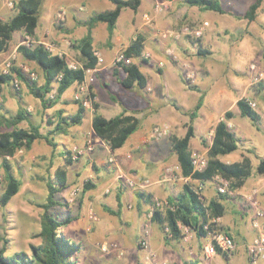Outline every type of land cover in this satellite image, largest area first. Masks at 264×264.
Wrapping results in <instances>:
<instances>
[{"label": "rangeland", "instance_id": "1", "mask_svg": "<svg viewBox=\"0 0 264 264\" xmlns=\"http://www.w3.org/2000/svg\"><path fill=\"white\" fill-rule=\"evenodd\" d=\"M17 1L0 0L1 21H8L14 16L16 13L14 4ZM81 1L83 0H43L39 7V19L35 35L31 38L34 43L44 42L52 46V54H62L72 64L78 61L73 55L75 50L71 45L73 41L67 43L68 41L65 42L63 40L64 37H67L63 23L69 19L70 15H73L74 21L78 23L80 20L79 13L70 8L75 6V8L79 9ZM154 1L166 2L167 9L162 13L154 15L152 8ZM252 1L219 0L225 13L218 14L212 11H203L196 6H189L185 0H148L150 8L145 15L152 16L153 26L156 23L159 24L157 29H154L155 32L166 28L177 31L182 30L184 27L196 28L201 23L207 22L208 26L202 37L198 40L203 48L210 51V54L206 57H197L192 47H190L189 41L191 39L189 40L183 35L175 39L166 40H158L155 37L157 40L151 42L157 43L164 54L160 53V51L153 53L152 49L145 44L144 47L146 46V48L143 49L141 56L135 58L140 63L141 67H139L141 70H145L147 79L150 81V91L148 93H152L153 95V99L149 103L144 117L139 119V125L136 130V136H138L140 133H143L144 129H148L146 133L147 142L143 146L147 152L145 157L143 156L145 159L144 163H146V170L144 171L148 174L157 165H162L164 168V171L159 175L151 174L149 177L141 176V178L149 179L152 182L151 186L156 187L159 191L152 199L163 204L160 209L165 207L164 202L168 198L165 196L164 188L169 189L170 193L168 194L171 195L170 197H174L176 196L175 193L182 189V185L185 182L181 177L176 156L170 149L169 137L171 135L180 137L184 134V124L187 122L188 117L183 112L192 110L201 94L203 97L202 102H204L201 112L204 114L205 120L196 126V128L194 126V137L191 139L190 150L193 153L206 155V146L211 143L214 126L218 119L223 116L225 113L223 109L226 108L232 114L234 112L232 118L238 128L237 134L234 133L237 138V149L228 155L219 157V159L221 158L220 160L225 163H232L240 160L242 155H246L250 158L253 166V174L250 178L254 180L264 179V174L259 175L255 173V167L259 160L264 159V80H254L256 72H264V55L262 52L264 42L261 38L264 37V1L255 21L248 23L243 18V15ZM9 3L12 6L7 5ZM112 8L113 5L109 1L96 2V0H92L85 13L88 11L91 16L94 13L108 11ZM129 15L130 10L128 8L122 10V15L118 18L115 25L116 33L120 32V29L126 25ZM162 22H166L167 24L161 25ZM74 37L77 39L79 36L74 35ZM27 39L24 30L13 32L10 49L7 52L0 53V69L6 62H9L11 67H16L22 71L23 69H27V72L23 71L26 78L30 80V74H33L36 76L33 80L37 85H41L43 77L40 69L35 65L31 67L28 61L24 60L14 48L26 42ZM166 50H170L175 54L177 60L166 56ZM62 51L67 53V55ZM144 52H149L151 58L145 59L143 56ZM159 60L165 61L163 68L157 66ZM76 66L78 67V65ZM158 69L162 70L161 74H158ZM190 74H192V77H188ZM233 78L243 82L244 85L241 90L234 88L230 81ZM188 86H195L198 91L189 90ZM221 87H225L228 92L229 98L227 100L229 104L216 109L207 102L209 97ZM120 88V86L115 85V95ZM164 88L167 89V92H165ZM51 94L53 93H48V102L45 106H51L55 100V98L51 97ZM29 98V103L38 101L32 96ZM240 99L254 102L256 104L254 110L262 113V119L260 118L257 123H253L248 117H243L239 113H236L238 112L236 101ZM12 102L16 104V101ZM173 104L180 107V111L176 110ZM100 105L102 113L105 114L108 108L104 105L103 100H100ZM118 109V107H115V111H118ZM162 126L168 128L167 134L159 138L154 137L152 134L153 130ZM229 129L232 131V124ZM62 135L64 134L55 136L54 141L58 148L53 156L54 165L61 167L63 166L64 156V151L61 147L64 146L62 144L64 138L60 137ZM66 137L65 141L72 142L70 143V149L66 150L69 153L72 147L80 146L85 140L93 138L92 135H87L83 142L74 143V138L71 134ZM125 146L128 147L129 144L127 143ZM36 150L39 151L38 146H36ZM24 153L25 150L23 151ZM84 156L80 157L77 161ZM19 169L20 172L17 175L13 169L14 176L21 183L29 182L30 191L27 189L17 199H12L8 207L11 209L15 208L17 211L23 207L24 211H19L15 216L9 215L6 209L2 211L5 226L16 227L18 229L16 233V245L18 249L25 248L24 236H26V233L32 244L40 243L39 238H33L39 232L38 230H40V215L42 210L38 205L45 202L47 182H54V172L51 168H42V170H39V173H33L32 170H25L23 167ZM166 170H168V173H166ZM164 172L168 175L169 184L163 182ZM72 173H70L66 187L55 194L54 198L57 204L50 212L59 219L66 218L67 216L73 219L71 224L64 227L60 232L65 238L80 247L79 252L75 255L77 264H92L90 258L91 252L98 256L96 260L97 264H191L194 262L197 264H250L246 260L247 241L244 237L231 235L236 241L237 248L230 255L216 253L210 257L206 256L204 252V246L208 241L207 238L195 234L193 230L188 232L189 236L186 239L183 238L184 235L179 240L166 239L160 226L150 221L152 208L136 196L137 192L151 194L149 187L143 191L133 190L123 186L119 182L124 188L115 190V206L113 208L115 207V212L118 211V216H115L109 212L111 210V207H107L109 205L106 203H96L88 197L86 192H95V187L83 192V184L87 180L95 184L93 171L81 174L80 177V173L77 176L75 175L78 173L76 170L73 169ZM119 173L120 171H115V184L118 182L116 177ZM122 173L130 174V172L125 171ZM1 178L2 169L0 167V194L4 189V181ZM189 182L195 187L196 181L189 180ZM74 188L79 189V193L72 202H68L70 192ZM210 188L214 192L213 199L218 198L216 186L212 182L206 185L204 194L207 195L211 190ZM124 191H130L132 194H129V198L125 201L123 211L122 207L118 206L116 194ZM102 200L104 201L105 199ZM228 200L226 199L223 202L225 204V221L231 224V220L232 218L235 219L238 209L229 208L230 203ZM243 206L245 208L248 207L245 202H243ZM89 208L93 210L98 218L96 223L91 224L90 231L85 230L84 225H82L80 230L78 228L69 229L70 225L77 224L80 221L83 222V218L87 220L86 212ZM13 217H16L15 224ZM6 236L2 232L0 239L7 242ZM143 238H146L149 249L153 254L149 259H147L144 250L139 247V242ZM102 242L116 243L118 248L123 251V255L119 257L114 252L108 254L100 252L97 245ZM10 249H6L7 256L12 254Z\"/></svg>", "mask_w": 264, "mask_h": 264}, {"label": "trees", "instance_id": "2", "mask_svg": "<svg viewBox=\"0 0 264 264\" xmlns=\"http://www.w3.org/2000/svg\"><path fill=\"white\" fill-rule=\"evenodd\" d=\"M43 0H18L14 6L16 13L8 21L0 20V53L7 52L11 46L12 34L15 31L24 30L26 36L34 37L35 29L38 25L39 7ZM141 0H109L113 8L108 11L94 13L85 23L86 33L80 40L73 41L72 48L78 51L82 58V64L79 68L71 69L67 66L64 56L52 54L42 44L37 43L32 48L23 44L15 46L16 52L26 61L32 62L38 67L42 73L43 83L37 85L34 80L26 78L25 74L16 67H11L10 71L0 74V89L2 85L11 84L12 80L17 78L22 82L28 92L38 99L42 106L45 107L48 100L47 94L51 91L53 85H56V94L59 97L74 83L82 84L85 72L94 69L98 64V58L95 55L92 46V29L97 23H105L108 33L107 41L110 42L115 23L124 8H129L136 12ZM264 0H253L245 11L243 18L248 22L256 19L257 13L261 8ZM189 6H196L203 11H212L218 14H224L219 0H185ZM187 39H191V45L197 57H206L210 51L202 47L199 38H193L184 35ZM194 39V40H193ZM144 49L143 38L137 35L127 47L122 50L125 58H138ZM264 55V46H263ZM125 73V77L119 81V84L129 89L134 85L139 88L146 87L147 78L142 74L139 66L135 63L118 64ZM162 70L158 69V74ZM116 74V70H115ZM189 90L198 91L195 86H188ZM91 97L94 98L92 94ZM202 94L197 99L194 107L190 111L183 112L188 117L184 124L185 132L182 136L171 135L169 137L170 149L176 156L181 177L187 179L182 189L174 197L167 198V206L160 209L155 206V202L150 194L137 192L136 195L147 205L152 208L150 221L160 226L165 234L166 239L179 240L183 236L180 226L190 228L197 235L206 236L208 231L214 229V223L211 220L215 217H221L225 214L223 202L229 198L227 195H218V198L205 201L197 192L195 187L189 182L211 181L215 176H221L228 180L229 188L237 190L241 188L245 181L252 176L253 166L248 156L242 155L241 159L232 163H225L219 159L221 156L228 155L237 149V138L231 131L227 122L233 117L231 111H226L217 121L213 129L211 143L207 145V166L202 171H197L192 165V151L190 150V141L194 137V120L202 106ZM79 102V101H77ZM79 104V103H78ZM239 114L248 117L253 123L260 120V115L256 110L251 108L246 99H240L236 103ZM174 108L180 111V107L173 104ZM93 117L91 127L97 138L105 141L111 150L121 148L126 140L137 130L139 120L133 115L121 113L115 117L106 119L96 112L98 105L92 102ZM84 107L79 104L77 112L67 118L62 116V112L57 113L58 121L54 128L45 135L40 134L38 126H31L29 129L17 128V125L26 118V111L19 109L18 112L10 118H1L0 125L12 127L10 131L0 133V158L2 179L4 181V189L0 195V206H5L11 198L18 193L21 182L12 172V168L6 157H13L19 150H29L32 143L37 139H42L53 150L56 147L54 141L56 135L64 134V126L80 124ZM65 165H71L72 161L69 152L64 151ZM255 173L264 174V159H260L255 167ZM54 182H47V195L45 202L39 204L42 210L40 215V230L33 238H39L40 243L28 244V252L17 251L12 252L10 256L6 254V241L0 248V264H77L75 255L79 252L80 247L74 242L65 238L60 230L69 225L73 219L68 216L59 219L52 214L50 210L57 204L55 194L66 187L67 170L65 168H57L53 174ZM95 185L87 180L83 184V192L94 188ZM111 214H118L109 211ZM207 226V229H205ZM221 230L233 238L226 229L220 227ZM168 229L169 236L165 233ZM197 264V263H191Z\"/></svg>", "mask_w": 264, "mask_h": 264}, {"label": "crops", "instance_id": "3", "mask_svg": "<svg viewBox=\"0 0 264 264\" xmlns=\"http://www.w3.org/2000/svg\"><path fill=\"white\" fill-rule=\"evenodd\" d=\"M91 1L92 0L81 1V6L79 7V9L75 8V6L70 8L71 10H74L76 13L77 12L79 13L80 20L77 23L74 21V16L70 15L69 19L64 21L63 26L67 32L66 33L67 37L63 38L65 42L68 41L67 43H71L69 41L80 40L85 35L86 27L84 26V23L92 16L89 15L88 11L87 13L85 12L89 8V4L91 3ZM99 1L107 2L109 0H96V2ZM148 4H149L148 0H141L140 5L136 12H133L128 8L130 10V15L126 25L122 29H120V32L117 33L115 32V27H114L110 42L107 41L108 33H107L106 24L105 23L95 24V26L92 29L91 37H92V46L99 60L97 66L94 69H90L85 72V77L82 84L74 83L67 90H65L59 97H57L56 94V85H53L50 93L54 94V95L51 94V96L55 98V100L53 101L51 106L43 107L42 103L38 99H37L38 101L34 103L31 102L29 103L30 101L29 97L32 95L28 92L26 86L22 82H20V86L18 89H15L12 86V83L2 85L0 89V119L10 118L14 116L19 109H24L26 111V118L24 121L20 122L17 125V128L29 129L31 126H38L40 134L45 135L48 131L52 130L56 125L58 121L57 113L59 111L62 112V116L65 118L72 116L77 112L80 102H77L74 97L78 91V87L80 86H85L88 89L89 93L94 96L93 102H96L98 105L96 112L100 114L102 117L109 119L121 113H124L126 115H133L138 120L142 119L144 117V113L146 112V110H148L149 103L153 99L152 93H148L150 91L149 88L150 81L147 79V84L146 87L144 88H139L136 85H134L129 89L123 88L119 84V81H121V79L125 77V73L121 68H118L117 65L114 64V58L118 52L123 50L134 40L136 35L143 37L144 45L147 44V46H149L152 49L151 51L153 53L159 51L160 53L163 52L161 50V47L157 43L151 42L153 40L154 41L157 40L154 29H157L159 24L156 23L153 26L152 24L148 25L144 22L143 16L148 12L150 8ZM121 15H122V11L119 17ZM165 24L167 23L162 22L161 25H165ZM74 35H77L79 37L75 39ZM261 38L264 42V37ZM242 44H244V42H242ZM145 48L146 46L144 47V49ZM64 54L67 55V53ZM73 55L78 61L77 63H73V64L78 65V67H80L82 64L81 56L76 50H74ZM67 62H71V61L68 60ZM28 63L31 65V67H33L34 64L32 62L28 61ZM131 63H135L138 66H140V63L135 58L131 59ZM140 67H139L140 71L147 78L145 70L142 71ZM115 70H116V74H115ZM230 81L236 90H241L242 86L244 85L242 81L236 78H233ZM115 85L121 87L120 90L116 93V95H115ZM164 90L165 92H167L166 88H164ZM10 97L13 99H11ZM228 98L229 97L226 88L221 87L217 89L213 93V95L209 97L207 103L210 104L212 107L218 109L219 107H223L229 104V101L227 100ZM100 100H103L104 105L108 108V110L105 111L106 112L105 114L102 113ZM12 101H16V104H13ZM57 103H59V105H57ZM203 106H204V102H202V106L198 112V116L195 119V123H194L195 128L205 120V116L201 112ZM115 107L119 108L118 111H115ZM227 110L228 109L225 108L223 109V112H226ZM93 111H94L93 107L91 108L84 107L81 123L70 125L68 127L64 126V130H65L64 135L60 136L64 138V142H62V144L65 146V148L64 146L61 145L60 146L62 147L63 151H66L70 149V143H72L65 141L67 139L66 136H68L69 134H71L72 137L74 138L73 140L74 143H79V142L81 143L83 142V140L87 135H92L96 143L94 151L85 155L79 161L72 162L71 165L66 166L64 161V156H65L64 155L63 166L62 167L59 165L55 166L53 163V156L58 147H56L53 150L42 139L35 140L32 143L30 149L25 151L24 154H23L24 150H19L13 157H6V159L11 165L12 172L14 169L16 175L20 172L19 169L20 167H23L25 170H30V171L32 170L33 173H39V170H42V168L44 169L51 168L53 172H55L57 168H65L67 170V180H68L70 178V173L73 174L72 173L73 169L78 172L75 174L76 176L80 173L79 177L81 176V174L89 173L92 170L94 174V183H95L94 185L96 191L91 193L86 192V194L96 203L99 204L106 203L107 205H109L107 206L108 208L111 207L110 208L111 210L109 211L115 213V207L113 208V206H115V190L124 188L119 182L115 184V171L130 172L129 175H133V176L149 177L151 176V174H156V175L161 174L162 171H164V168L162 165H157V167L148 174L147 172L144 171L146 170V163H144L145 159L143 158V156L145 157L147 152H146V148L145 147L143 148V146L147 142L146 133L148 129H144L143 133H140V135L138 136H136L137 131H135L126 140V142L121 148L116 150H111L108 144L105 141L97 138L92 130L91 121L94 113ZM257 112L260 115V118L262 119V113L260 111ZM236 113H239V110ZM233 116H234V112H233ZM228 123L232 124L233 126L232 131L237 134L238 128L236 124L233 122V118L230 119ZM11 129L12 127H7L6 125H0V133L10 131ZM127 143L129 144L128 147L125 146ZM36 146H38L39 151L36 150ZM1 161L2 159L0 158V164ZM164 176H165V172H164ZM249 178L245 181L244 185L241 188L234 190V195L230 197L229 200L227 199L230 203L229 208L232 207L235 208L236 210L238 209L236 211L237 215L235 216V219L232 218L231 224H229L227 221H225L226 218V214H225L224 216L219 218V222H218L219 225L222 226L224 229H226L230 235L237 237H244L247 243L255 237L256 232L251 226V218L254 210L251 207L245 208L243 206V202H244L243 198L246 195H248L253 188H258V193L256 194L255 198L258 201L259 207L264 210V186L261 185L260 180H254L253 178L252 179ZM163 182L170 183V181L168 180H164ZM28 184L30 183L29 182L21 183L18 193L15 194L11 198V200L17 199V197L21 193L25 192L27 189L28 191H30V187L28 186ZM206 185H209V182L205 184L204 189L206 188ZM164 189L166 193L165 196L170 197L171 195L168 194L170 193L169 189L167 188ZM106 190H108V192H106ZM149 191L151 192L150 195L152 197H154V195L159 193L157 188L152 187L151 185L149 186ZM180 191L178 190L175 194L176 195L179 194ZM129 194L132 193L130 191H124L116 194L118 206H121L123 211H124L123 208H125L124 203H126L125 201L127 200V198H129L130 196ZM202 195L205 201H209L210 199L214 198V192L212 189L210 190V192H208L207 195L204 194V190H203ZM102 199L105 200L103 201ZM8 204L0 208V234L4 232L7 235L6 238L8 239V241L6 242L5 246L6 249L7 248L10 249V247L13 246L10 249L11 253L17 251L27 252L28 244L32 243V241L28 237V234L26 233L25 234L26 236H24L25 248L18 249L16 245L17 242L16 233L18 229L16 227L5 226V224L3 223L4 217L2 213V211L6 209L9 215L15 216L16 213H19V211L23 212L24 208L20 206L22 207V209L17 211L15 208L12 209L9 208ZM104 210L107 211L106 208H104ZM13 219H14L13 222L15 224L16 217H13ZM82 225L85 226L84 229L86 230V227L88 226V221L85 220L84 218H83V222L80 221L77 224H72L69 226V229L78 228L80 230ZM12 230H14V232H12ZM3 242H4L3 239H0V248L3 246ZM97 257L98 256L95 253L92 252L90 253L92 264H97L96 262ZM246 260L249 263L247 256H246ZM259 264H264V263L259 262Z\"/></svg>", "mask_w": 264, "mask_h": 264}, {"label": "built area", "instance_id": "4", "mask_svg": "<svg viewBox=\"0 0 264 264\" xmlns=\"http://www.w3.org/2000/svg\"><path fill=\"white\" fill-rule=\"evenodd\" d=\"M7 5L12 6L11 3ZM166 5L167 3L164 1H154L153 6H152L153 14L157 15L159 13L164 12L167 9ZM143 18L146 24L148 25L152 24V21H153L152 16L144 15ZM207 26H208V23L203 22L201 23L200 26L196 28L184 27L180 31H177L171 28H166V29L156 31L155 36L159 39H165V40L175 39V38H178L180 35H183V36L189 35L193 38H201ZM136 37L137 36H135L134 40L136 39ZM27 38L28 39L26 40V42L23 43V45L29 48H32L37 43H40L49 52L52 51V46H49L44 42L34 43L31 38H29L28 36ZM165 52H166V56H168L169 58H172L173 60H177V57L175 56V54H173L170 50H166ZM58 55L62 56V54H58ZM143 56L145 59L151 58V54L149 52H144ZM130 63H131V58H128V59L125 58L122 52H118L114 58L115 65L130 64ZM164 65H165L164 60H159L157 62V66L159 68H163ZM67 66L68 68H71V69L79 68L70 62L69 63L67 62ZM10 67L11 66L9 62L4 63L3 67L0 69V74L8 73L10 71L9 69ZM23 71L27 72V69H23ZM34 77L36 76H34L33 74H30V80L31 79L33 80ZM188 77H192V74H190ZM254 80L255 81L264 80V72H256ZM11 83L15 89H18L20 86V81L15 77ZM74 98L76 101H79L83 107L85 108L92 107L93 97L90 96V93L85 86L78 87V91L75 94ZM248 104L253 109L256 107V104L254 102L248 101ZM227 126L228 128H230L231 124L227 123ZM167 131H168V128L166 126H162L159 128H155L152 134L154 137L159 138V137L166 135ZM95 145L96 143L94 141V138H92V139L85 140V142L80 146L72 147L69 153V157L71 161L72 162L77 161L80 157L93 152ZM192 165L194 169L197 171L204 170L207 166L206 155L200 154V153H192ZM167 171L168 170H166V173H168ZM166 173H165V176L163 177V181L168 180V175ZM116 180L120 182L123 186L129 187L133 190H140V191H143L144 189H146L152 184V182L149 179L125 174V173H122L121 171L116 177ZM186 180L187 179H184V181ZM208 182H212L213 184H215L218 195H227L229 196V198L234 195V191H232L229 188L228 180L224 179L223 177L215 176L211 181H208ZM208 182L196 181L195 191L202 199H204L202 195L204 186ZM260 183L261 185L264 186V179L260 180ZM106 192H108V190H106ZM78 193H79V189H76V188L72 189L68 197V202H72L77 197ZM257 193H258V188H253L252 191L243 198L244 202L248 205V207H251L254 210L252 218H251V226L255 230L256 234H255V237L246 244V256L250 264H257L259 262L264 263V210L259 207L258 201L255 198ZM154 202H155V206L158 208H160L163 205L161 202H158L156 200ZM164 205L167 206V202H164ZM86 217L89 223V225L86 227V230L90 231L91 224L96 223L98 218L91 208L87 210ZM219 218L220 217H215L211 220V222L215 224L214 229L211 231H208L207 235L205 236L208 241L206 245L204 246V252L206 256L208 257L213 256L216 253L230 255L237 248L236 241L221 230L220 228L221 226L218 223ZM180 227L184 235L183 238L186 239L189 236L188 232L192 230L185 226H180ZM205 229H207V226H205ZM165 233H167V236H169L168 229H165ZM97 247H98V250L102 253L108 254L110 252H114L119 257L123 255V251L120 250L118 248V245L113 242H102V243H99ZM139 247L144 250V252L146 253L147 259L153 256L152 251L149 249V244L146 238H143L142 240H140Z\"/></svg>", "mask_w": 264, "mask_h": 264}]
</instances>
